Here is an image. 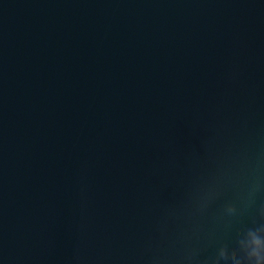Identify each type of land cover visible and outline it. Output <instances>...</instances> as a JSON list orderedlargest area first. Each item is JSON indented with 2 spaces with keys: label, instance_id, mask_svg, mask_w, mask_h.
Here are the masks:
<instances>
[{
  "label": "water",
  "instance_id": "water-1",
  "mask_svg": "<svg viewBox=\"0 0 264 264\" xmlns=\"http://www.w3.org/2000/svg\"><path fill=\"white\" fill-rule=\"evenodd\" d=\"M264 0H0V264H253Z\"/></svg>",
  "mask_w": 264,
  "mask_h": 264
},
{
  "label": "clouds",
  "instance_id": "clouds-1",
  "mask_svg": "<svg viewBox=\"0 0 264 264\" xmlns=\"http://www.w3.org/2000/svg\"><path fill=\"white\" fill-rule=\"evenodd\" d=\"M247 246L249 254L254 257L253 264H264V240L254 233H249Z\"/></svg>",
  "mask_w": 264,
  "mask_h": 264
}]
</instances>
